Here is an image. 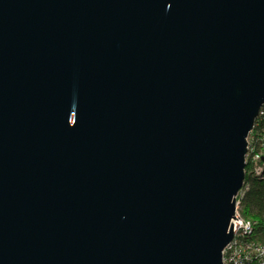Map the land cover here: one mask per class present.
I'll list each match as a JSON object with an SVG mask.
<instances>
[{"label":"water","instance_id":"95a60500","mask_svg":"<svg viewBox=\"0 0 264 264\" xmlns=\"http://www.w3.org/2000/svg\"><path fill=\"white\" fill-rule=\"evenodd\" d=\"M264 102V0H0V264H223Z\"/></svg>","mask_w":264,"mask_h":264},{"label":"built area","instance_id":"2783aa9c","mask_svg":"<svg viewBox=\"0 0 264 264\" xmlns=\"http://www.w3.org/2000/svg\"><path fill=\"white\" fill-rule=\"evenodd\" d=\"M253 130L254 133L252 134ZM249 158L253 160L252 171L259 173L262 164H264V102L261 104L248 133L245 163ZM254 162L256 163L254 164ZM242 190L243 186L237 193L239 199L235 197L234 218L230 219V222H232V238L222 250V260L226 261L225 264H241L242 258L264 255V241H254V239L249 238L254 222L243 218L238 211L237 207Z\"/></svg>","mask_w":264,"mask_h":264},{"label":"trees","instance_id":"16d2710c","mask_svg":"<svg viewBox=\"0 0 264 264\" xmlns=\"http://www.w3.org/2000/svg\"><path fill=\"white\" fill-rule=\"evenodd\" d=\"M252 164L253 160L249 158L244 167L243 190L239 200L240 213L243 218L254 222L249 238L264 241V164L259 173L252 171ZM241 264H264V255L242 258Z\"/></svg>","mask_w":264,"mask_h":264},{"label":"rangeland","instance_id":"374dc122","mask_svg":"<svg viewBox=\"0 0 264 264\" xmlns=\"http://www.w3.org/2000/svg\"><path fill=\"white\" fill-rule=\"evenodd\" d=\"M247 140H248V135L246 136V142H247ZM244 158H245V155H244ZM238 192H239V191H238ZM238 192H237V193H238ZM236 195H237V196H235V197H236L237 199H239V196H238L239 194H236ZM237 199H236V200H237ZM237 208H238V211H239V213H240V205H238ZM240 215H241V213H240ZM222 262H223V264H225L226 261L222 260Z\"/></svg>","mask_w":264,"mask_h":264}]
</instances>
